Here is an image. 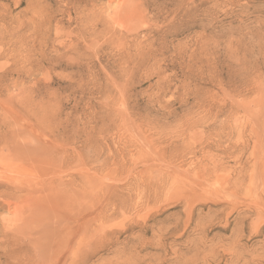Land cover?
<instances>
[{"label":"rangeland","instance_id":"374dc122","mask_svg":"<svg viewBox=\"0 0 264 264\" xmlns=\"http://www.w3.org/2000/svg\"><path fill=\"white\" fill-rule=\"evenodd\" d=\"M0 264H264V0H0Z\"/></svg>","mask_w":264,"mask_h":264}]
</instances>
